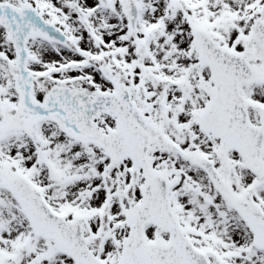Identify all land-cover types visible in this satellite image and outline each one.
Segmentation results:
<instances>
[{
    "label": "snow or ice",
    "instance_id": "snow-or-ice-1",
    "mask_svg": "<svg viewBox=\"0 0 264 264\" xmlns=\"http://www.w3.org/2000/svg\"><path fill=\"white\" fill-rule=\"evenodd\" d=\"M0 264H264V0H0Z\"/></svg>",
    "mask_w": 264,
    "mask_h": 264
}]
</instances>
